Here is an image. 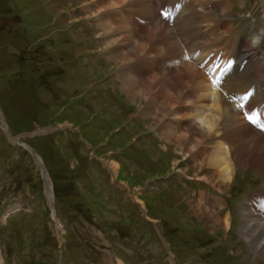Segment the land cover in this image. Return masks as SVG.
Returning a JSON list of instances; mask_svg holds the SVG:
<instances>
[{"label":"rangeland","instance_id":"1","mask_svg":"<svg viewBox=\"0 0 264 264\" xmlns=\"http://www.w3.org/2000/svg\"><path fill=\"white\" fill-rule=\"evenodd\" d=\"M89 1L63 0L60 4H51L50 0H5L0 4V104L15 131L13 133L22 137L24 131L44 125L60 128L71 126L80 131L101 153L109 150L131 151L139 166L126 165L120 168L116 165V170H112L111 166L110 170L118 180H123L132 189H140L149 178L164 176L172 169L204 182L203 178L209 177L212 182L206 183L217 190L224 189L229 182L216 183L211 171L208 173L205 168L200 169L190 157L182 158L176 141L169 143L163 138L167 144H157L140 138L154 126L157 130L152 119L140 114L145 102H140V98L129 100L121 89V83L115 87L102 86L101 82L94 83L115 68V61L107 63L108 70L81 61L79 58L82 54L99 48L79 47V41L86 38L85 33L71 26L68 30L67 26L76 18L62 16L63 10ZM113 3L105 4L103 8L115 7ZM76 77L82 78V82L75 81ZM79 103H83L86 109L79 107ZM115 103L122 104L125 111L116 109ZM101 127L105 131L100 130ZM23 140L43 151L51 166L53 182L58 183L59 188L78 187L82 195L72 200V204L84 205L91 210L104 206L94 195L93 189H83L82 166L78 167L74 160L76 144L73 141L53 142L50 147L48 140H39L36 144L29 137ZM180 158L181 161H189L188 165L181 162ZM23 159L19 176L36 183L39 178L35 162L28 161L26 157ZM235 173L233 185L244 178L252 179L254 175L264 177L242 165ZM62 178H65L64 182ZM172 193L149 192V189L141 191L149 206V217L169 221V227L163 228L162 232L173 236L176 245L179 239L181 246H184L183 243L196 246L198 241L208 237L226 241L235 234V227L231 226L228 229L230 231H225L221 224L214 225L211 221L199 219L192 209L194 197L183 194L173 196ZM239 226L237 235L245 240L239 234ZM72 246L68 244L66 248ZM256 258L264 264V260ZM181 260L183 264H192L182 248Z\"/></svg>","mask_w":264,"mask_h":264},{"label":"bare ground","instance_id":"2","mask_svg":"<svg viewBox=\"0 0 264 264\" xmlns=\"http://www.w3.org/2000/svg\"><path fill=\"white\" fill-rule=\"evenodd\" d=\"M130 0H116L112 5L123 4ZM145 6L149 0H140ZM105 5V4H104ZM103 5V6H104ZM225 11L218 9L214 12L217 18L225 15ZM100 35H111L119 33L121 36L108 40L104 45V49H110L113 46L121 47L125 50L116 51L113 56L108 58L110 61H115L118 65H123L135 61L137 57L143 56L146 51L155 54H161L166 50L175 48L174 41H170L166 48L159 47L155 43V39L163 37L166 40L171 38V32L164 24L146 32L138 37V32L126 26L111 27L107 23H100ZM114 28H116L114 30ZM120 29V30H119ZM202 77L199 70L191 65H188L183 72H178L175 75L161 73L150 79H141L135 77L121 78V89L127 95V98L136 101L140 98V102H145L141 116L149 117L156 123V128L161 137L167 142L176 141L177 149L182 155V158H191L200 169L208 168L215 177V182L219 184L230 182L235 175L236 169L239 166H247L252 168L255 173L264 176V142L260 138L255 137H240V143L237 144V149H232L229 162L225 160L224 151L219 149L208 155L200 149V146L208 141L215 140L219 136L215 132L220 125V118L216 114H211L206 117L197 118L190 114L184 113L177 109L178 106H184L193 103L197 99L204 98L207 94L206 89L199 94H191L189 91L194 87V79ZM206 82V80L204 79ZM223 112L226 113V118H232L235 110L231 103L223 101ZM171 118L187 119L190 125L183 131L170 130L163 131L161 128L166 126ZM166 120V121H165ZM237 127V125H234ZM189 158V159H190ZM232 158V159H231ZM231 160V162H230ZM112 170H116V164H110ZM202 171V170H200ZM199 173V172H198ZM206 182H212L209 177L203 178ZM48 197L52 196L50 184L46 178L45 186ZM199 198H194L192 201V209L199 219L203 221H211L214 225L221 224L224 230L229 229V223L217 218L215 213L204 206ZM245 217L240 222L239 234L245 237L249 245L250 252L259 259L264 260V218L254 212H246Z\"/></svg>","mask_w":264,"mask_h":264},{"label":"snow or ice","instance_id":"3","mask_svg":"<svg viewBox=\"0 0 264 264\" xmlns=\"http://www.w3.org/2000/svg\"><path fill=\"white\" fill-rule=\"evenodd\" d=\"M230 66V65H229ZM214 83H218V81H214ZM253 93L250 91V92H248L244 97H243V99H245V100H247V99H249V97L252 95ZM241 107H243L242 105H241ZM248 119L252 122V123H256V120H254L252 117H248ZM262 130H264V123H260L259 125H258Z\"/></svg>","mask_w":264,"mask_h":264}]
</instances>
